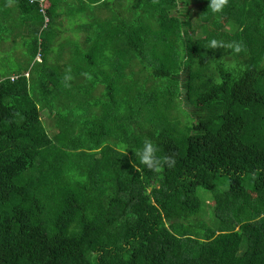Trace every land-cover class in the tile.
Here are the masks:
<instances>
[{
    "label": "trees",
    "instance_id": "trees-1",
    "mask_svg": "<svg viewBox=\"0 0 264 264\" xmlns=\"http://www.w3.org/2000/svg\"><path fill=\"white\" fill-rule=\"evenodd\" d=\"M209 3L0 0V33L41 30L36 74L0 78V264H264V0ZM77 15L85 51L56 67L54 23ZM146 139L174 165H139Z\"/></svg>",
    "mask_w": 264,
    "mask_h": 264
},
{
    "label": "rangeland",
    "instance_id": "rangeland-1",
    "mask_svg": "<svg viewBox=\"0 0 264 264\" xmlns=\"http://www.w3.org/2000/svg\"><path fill=\"white\" fill-rule=\"evenodd\" d=\"M115 0H109V9H113L112 6L114 5ZM180 7H183V4H179ZM192 14L194 18L198 19V5L194 4L191 6ZM107 8V7H104ZM103 8V9H104ZM97 7V15L102 17L103 16V10ZM62 18V17H60ZM79 16L77 15L74 19L69 21V18L67 17V21H64V24L66 27H63L62 22H56L54 23V32H53V39L51 44V49L47 55V60L51 62L54 66L58 67V64H62L65 60H69L70 57L73 56V51L76 50V47L79 45V49L82 51H85V48L79 44V41L84 36V31L78 27ZM31 26H28L27 33L21 34V33H13L10 35H5L4 32L1 31L0 33V78L3 77H9L14 73L23 71L27 69L30 72L33 71L34 74H36L37 66L36 63L37 57H40V54L36 56L35 59H33V55L31 51L29 50L30 43L32 42L33 38L37 34V36L40 33V29L37 31L34 30L35 26L37 25L36 22H31ZM27 26V25H25ZM37 27V26H36ZM65 29L62 31V29ZM197 36H200L202 34V29L196 32ZM2 36V37H1ZM5 36V37H4ZM41 58V57H40ZM40 61V60H38ZM141 74V73H140ZM132 74L129 75L131 77ZM102 91V86L97 85L92 89L93 95L96 97L100 94ZM61 102H57L54 104V107L56 110H59L58 107L61 106ZM184 108H186L185 105H182ZM46 110L42 113V118L45 123V125H48V129H52L50 132H54L53 127H51V123L49 122L48 115L50 114L51 108H45ZM185 116L186 113H183ZM185 116H181V119L184 121V124L187 122V118ZM227 181L226 178H220L219 184L217 186L218 192L224 191L226 188V185L220 184L221 182ZM228 184V183H227ZM198 195L204 202V210L203 205L201 209V213L198 216L199 219L206 220L205 222L208 223L209 226L212 228H215L217 225V221L214 218L213 215H211L210 209L213 204L214 195L211 191L204 189L202 186L198 187L197 189ZM203 211V212H202Z\"/></svg>",
    "mask_w": 264,
    "mask_h": 264
},
{
    "label": "clouds",
    "instance_id": "clouds-1",
    "mask_svg": "<svg viewBox=\"0 0 264 264\" xmlns=\"http://www.w3.org/2000/svg\"><path fill=\"white\" fill-rule=\"evenodd\" d=\"M154 3H158V0H153ZM229 5V0H210L209 8L213 13H222L225 7ZM211 49H219V48H228L233 51L234 54H239L244 51V46L242 42L233 41L231 43H225L224 41H219L213 38L208 45ZM71 69H67L64 79L65 81H70L73 77L70 75ZM87 78H91L88 73H83ZM217 84H222L223 81L221 79H217L215 81ZM157 148L153 144L151 140L146 139L144 141V145L142 150L135 151L137 158L139 159L140 164L146 167L148 170L160 172L163 167L168 166L171 167L174 165L175 161L174 158L171 156L167 157H158L157 156ZM133 167L136 169L137 172H140L142 169L140 166L133 163Z\"/></svg>",
    "mask_w": 264,
    "mask_h": 264
},
{
    "label": "built area",
    "instance_id": "built-area-1",
    "mask_svg": "<svg viewBox=\"0 0 264 264\" xmlns=\"http://www.w3.org/2000/svg\"><path fill=\"white\" fill-rule=\"evenodd\" d=\"M33 1H35V0H31V2H33ZM43 1H44V0H40V4H42ZM46 20H47V18H46ZM40 59H41V58L38 56V57H37V60H40ZM26 75H28V74L26 73ZM15 78H16L15 75L11 77L12 80L15 79Z\"/></svg>",
    "mask_w": 264,
    "mask_h": 264
}]
</instances>
